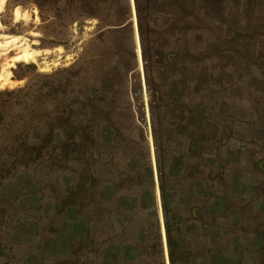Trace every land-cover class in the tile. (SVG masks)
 Masks as SVG:
<instances>
[{
    "label": "rangeland",
    "instance_id": "obj_1",
    "mask_svg": "<svg viewBox=\"0 0 264 264\" xmlns=\"http://www.w3.org/2000/svg\"><path fill=\"white\" fill-rule=\"evenodd\" d=\"M65 1L0 0V93L24 89L12 96L23 103H13L12 111L23 116L28 139L39 141L59 113L65 121L85 104L93 137L104 139L112 127L119 133L115 143L90 146L97 164L117 157L120 137L135 141L141 125L163 228L155 127L172 206L182 203L185 219L209 206L205 218L216 212L231 260L264 264V0H140L143 42L135 0H122L132 13L119 26L99 21L108 10L101 0L98 8L70 0L68 9ZM188 51L198 56L189 68L202 74L190 89L181 81ZM61 54L70 56L60 61ZM201 97L211 129L206 137L190 121L192 100ZM3 99L0 94V104ZM198 137L212 156L192 154ZM53 141L35 162L0 166V264H76L73 162L55 156L58 137ZM179 166L185 172L177 176ZM187 174L195 178L186 180ZM167 252L166 246V262ZM89 261L85 247L81 264Z\"/></svg>",
    "mask_w": 264,
    "mask_h": 264
},
{
    "label": "trees",
    "instance_id": "obj_2",
    "mask_svg": "<svg viewBox=\"0 0 264 264\" xmlns=\"http://www.w3.org/2000/svg\"><path fill=\"white\" fill-rule=\"evenodd\" d=\"M81 2V0H76ZM89 8H98L99 0H86ZM88 1H90L88 3ZM66 7L70 0H66ZM101 4L108 7L106 15H97L104 26H119L131 18L132 6L130 2L122 0H101ZM100 4V5H101ZM114 4L118 5L114 7ZM194 4V3H193ZM138 19V28L142 42L145 34L141 25L140 0H135ZM170 19V24H171ZM153 24L154 21H152ZM164 26L169 21H164ZM119 28H112L109 32H117ZM188 62L185 63L186 77L181 81L184 88L190 89V82L201 79L199 69L189 68L195 63V54L188 51ZM200 56V55H199ZM144 61L147 55L143 50ZM183 65V64H182ZM188 67V68H187ZM193 68V67H192ZM115 73L119 69L114 68ZM200 81V80H199ZM198 81V82H199ZM24 89L5 91L0 104V166L26 165L43 158L46 145L58 141L55 156L60 160L72 158L73 176L70 190L71 208L73 214V244L76 253L75 262L81 264V254L86 247L90 255V264H167L166 246L170 264H235L231 260L233 253L227 251V246L221 244L222 229L216 224V212L207 220V208H195L191 219H185L182 211L185 206L176 203L172 206L170 188L165 181V161H162L158 136L153 127V139L156 164L158 168L159 190L161 194L162 212L165 227L166 243L159 213L157 185L153 169L151 147L146 130L138 124L137 139L128 142L120 137L123 146L117 157L112 156L97 162V156L90 150L96 141L116 142L118 130L115 127L108 129L104 139L93 137L89 130V121L86 120V105H82L81 113L73 115L68 113L65 121L64 115L56 116V123L51 125L48 133L39 141H30L24 118L12 111L13 103L23 105L22 101H14L12 97L16 92ZM194 99V108L190 111V121L202 137L209 134L210 128L205 127L204 114L201 113L199 101ZM183 101V97L180 102ZM14 121H7V118ZM18 119V120H17ZM101 127L106 121H100ZM99 122V123H100ZM119 140V139H118ZM119 142V141H118ZM202 139H194L191 145L192 154L197 157L212 156L213 153L205 151ZM99 155V153H98ZM95 169V171H94ZM96 170H99L96 173ZM185 172L183 166L178 167L175 175ZM189 174V173H188ZM186 175V180H193L195 175ZM0 177H3L1 174ZM204 187L209 192L208 182ZM203 186V185H202ZM202 186L199 189L202 190ZM195 192V191H194ZM206 197V194L203 193ZM215 208V204H211ZM232 248V247H230Z\"/></svg>",
    "mask_w": 264,
    "mask_h": 264
},
{
    "label": "water",
    "instance_id": "obj_3",
    "mask_svg": "<svg viewBox=\"0 0 264 264\" xmlns=\"http://www.w3.org/2000/svg\"><path fill=\"white\" fill-rule=\"evenodd\" d=\"M133 9H134V3H133ZM139 36V35H138ZM137 55V54H136ZM153 147V155H154V146H152ZM155 163V162H154ZM155 165V171H156V163L154 164ZM157 180H158V178H157ZM162 211V210H161ZM163 228H164V224H163ZM165 231V230H164ZM165 233V232H164ZM165 243H166V235H165ZM167 262H168V264H170L169 263V258H168V252H167Z\"/></svg>",
    "mask_w": 264,
    "mask_h": 264
},
{
    "label": "bare ground",
    "instance_id": "obj_4",
    "mask_svg": "<svg viewBox=\"0 0 264 264\" xmlns=\"http://www.w3.org/2000/svg\"><path fill=\"white\" fill-rule=\"evenodd\" d=\"M136 40H137V39H136ZM35 56H38V55H35ZM69 56H70V55H68V54H66V56L61 54V57H60L59 59H60V61H61V59H62V60H65V59H68ZM156 185H157V184H156ZM157 191H158V188H157Z\"/></svg>",
    "mask_w": 264,
    "mask_h": 264
}]
</instances>
